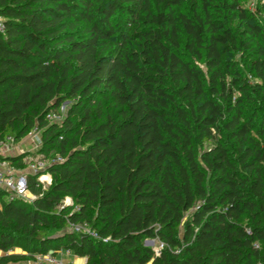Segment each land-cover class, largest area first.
Here are the masks:
<instances>
[{
  "label": "trees",
  "instance_id": "1",
  "mask_svg": "<svg viewBox=\"0 0 264 264\" xmlns=\"http://www.w3.org/2000/svg\"><path fill=\"white\" fill-rule=\"evenodd\" d=\"M0 13V141L37 124V154L62 157L45 189L27 174L30 201L0 187V264L64 248L86 264L264 262V0H0Z\"/></svg>",
  "mask_w": 264,
  "mask_h": 264
},
{
  "label": "built area",
  "instance_id": "2",
  "mask_svg": "<svg viewBox=\"0 0 264 264\" xmlns=\"http://www.w3.org/2000/svg\"><path fill=\"white\" fill-rule=\"evenodd\" d=\"M4 28H5V23L3 21V15L0 13V31L3 32ZM46 118H48V120L50 121L60 120L57 111L47 113ZM40 133H41V128L38 127L37 124H35L30 129H28L24 138L29 140L34 146H36V148H38L41 145ZM19 140H15L13 136L12 137L7 136L5 137V139L0 141V187L6 190L7 196L9 198L20 197L24 200L30 201L34 197V194L31 192V190L28 187V184L26 183L27 174L29 172L37 174L38 175L37 179L39 181V184H41V186L45 189L48 185H50L52 180V176L46 170L47 168L46 166L51 162L62 161V157L59 155H56L54 157H44L41 154H36L34 157H29L24 159V162L26 164L25 165L26 169L18 168L14 164H12L9 159L3 157V155H7L11 153L9 152L1 153V148L5 146L7 143H12V142L18 143ZM16 152L21 153L23 152V150L19 149ZM69 227L75 231H80V229H82L83 231H86L92 234L93 236H96V233L94 231H91L86 224L70 223ZM146 241L156 242L157 244L155 245V247L153 246V248L156 255L160 254V251L164 246L162 241L158 239H147ZM255 245L258 246V244ZM59 252L60 255L53 254L51 252L45 254H36L35 262L39 264L41 263L65 264L62 255H64L65 253L67 254L72 253V250L68 248H64L61 249ZM258 264H264V262H260Z\"/></svg>",
  "mask_w": 264,
  "mask_h": 264
},
{
  "label": "rangeland",
  "instance_id": "3",
  "mask_svg": "<svg viewBox=\"0 0 264 264\" xmlns=\"http://www.w3.org/2000/svg\"><path fill=\"white\" fill-rule=\"evenodd\" d=\"M258 2H262V0H242V3L245 5V6H248V7H254V5ZM69 106V102L65 101L63 102L61 105H60V108L57 110V113L60 117V120L62 119V117L64 116V114L66 113V110ZM60 120H56L57 122H60ZM19 143V144H18ZM18 143L16 142H12V143H7L5 146H3L1 148V153H5V152H9V153H12L14 151H18L19 149L23 150V152L25 154H28L26 158H29V157H34L36 154H37V149L36 146H34L29 140H27L26 138H21ZM25 158V159H26ZM21 169H26L25 167L24 168H21ZM65 200H68L65 198ZM147 244H149L150 246H154L157 244L156 242L154 241H146Z\"/></svg>",
  "mask_w": 264,
  "mask_h": 264
},
{
  "label": "crops",
  "instance_id": "4",
  "mask_svg": "<svg viewBox=\"0 0 264 264\" xmlns=\"http://www.w3.org/2000/svg\"><path fill=\"white\" fill-rule=\"evenodd\" d=\"M16 153V151H14ZM13 152V153H14ZM0 254H2V251L0 250ZM57 255H60V252L56 253ZM63 261L65 264H86L87 258L85 256H77L73 252L72 253H65L62 255Z\"/></svg>",
  "mask_w": 264,
  "mask_h": 264
}]
</instances>
